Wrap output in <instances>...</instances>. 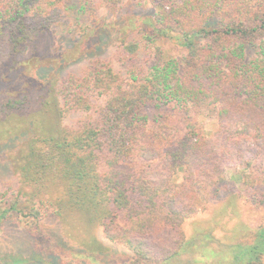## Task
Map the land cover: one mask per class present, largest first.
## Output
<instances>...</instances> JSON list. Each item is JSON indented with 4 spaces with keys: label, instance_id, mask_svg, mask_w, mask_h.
<instances>
[{
    "label": "trees",
    "instance_id": "1",
    "mask_svg": "<svg viewBox=\"0 0 264 264\" xmlns=\"http://www.w3.org/2000/svg\"><path fill=\"white\" fill-rule=\"evenodd\" d=\"M75 1L0 0V69L17 65L44 32L83 30L85 5ZM146 1L159 9L154 29L138 27L144 41L179 37L186 57L166 58L146 45L128 51L123 39L112 59H88L61 78L54 107L70 124L44 135L28 128L30 137L7 156L0 232L13 222L27 241L1 236L0 260L33 259L42 248L58 256L67 241L46 221L67 227L79 214L134 264L166 261L183 247V223L200 212L199 191L218 185L228 169L245 170L250 202L264 207V0ZM114 5L97 0L96 8ZM27 100L8 96L0 113L15 114ZM201 112L215 119L211 139L193 123ZM166 234L175 242L157 248ZM245 254V264H263L249 248Z\"/></svg>",
    "mask_w": 264,
    "mask_h": 264
},
{
    "label": "rangeland",
    "instance_id": "2",
    "mask_svg": "<svg viewBox=\"0 0 264 264\" xmlns=\"http://www.w3.org/2000/svg\"><path fill=\"white\" fill-rule=\"evenodd\" d=\"M112 1L114 11L97 9V0H76L78 6L85 5L79 20L83 30L77 27L69 37L58 28L44 32L18 56L17 65L0 69V105L8 96L28 95L23 110L15 114L0 113V181L6 178L4 170L10 167L7 156L10 152L17 153L30 137L28 128L44 135L56 132L61 123L70 124L72 118L58 120L53 87L66 74L80 70L88 59H112L123 39L131 44L124 46L128 51L135 48L134 44L142 53L146 45L148 50L159 47L166 58L186 57L188 50L179 37L159 36L144 41V33L138 27L146 25L149 30L154 29L152 17L159 9L157 6L146 0ZM193 120L206 139L214 136L216 122L207 112L194 114ZM244 174L241 167L228 169L218 185L208 191L200 190V212L182 225V249L166 261L142 264H245L246 248L252 251L253 257L260 256L264 264V207L250 202ZM46 223L47 230L67 241L66 246L58 247V256L42 248L39 257L8 255L0 260L2 264H134L132 254L108 241L89 216L74 215L67 227L60 220ZM3 230L0 237L7 242L27 241L16 223H8ZM174 242L173 236L166 234L163 243H157L156 247L167 249ZM257 245L263 250H255ZM24 259L28 262H19ZM14 260L18 261L14 263Z\"/></svg>",
    "mask_w": 264,
    "mask_h": 264
}]
</instances>
